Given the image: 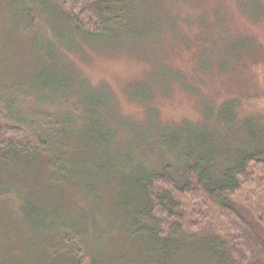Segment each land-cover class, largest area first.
Segmentation results:
<instances>
[{
  "label": "trees",
  "instance_id": "trees-1",
  "mask_svg": "<svg viewBox=\"0 0 264 264\" xmlns=\"http://www.w3.org/2000/svg\"><path fill=\"white\" fill-rule=\"evenodd\" d=\"M17 1L29 4L25 6L24 17L29 22L24 25L25 32L33 28L36 33L42 31L43 19L49 15L62 20L73 36L91 41L105 38L109 30L117 39L118 28L133 27V19L128 17L133 5L129 0ZM229 51L233 55L239 49ZM70 53L79 52L63 53L53 47L47 54L60 62L70 78L46 79L39 90L27 92L29 99L23 102L31 99L38 104L27 108L30 113L18 109L17 93L23 91L5 84L0 73V103L8 110L0 128L8 137L0 141V206L18 208L26 223L44 230L47 222L53 225L59 221L57 208L64 210L60 234L57 225H51L50 231L58 236L47 243L46 264H146L139 247L143 237L149 239L152 251L161 254L150 258L151 264H264V241L247 231L244 223L239 230L227 214L235 236L232 246L218 236L186 233L177 222L185 212L176 197L184 195L194 203L213 201L219 208L233 211L232 198L244 186L253 187L258 181L263 191L264 116L240 117V135L225 150L226 141L213 137L225 125L221 116L225 109L234 113L238 106L233 101L225 106L222 103L224 107L218 111L206 106L202 123L184 122L183 127L189 130L173 139L180 160H170L153 145H126L122 137L128 132L130 119L118 114L111 100L91 106L71 101L78 89L73 70L66 64ZM49 88L63 95L53 96ZM235 114L232 123L237 120ZM131 128L140 127L132 124ZM166 137L160 142L165 143ZM159 159L165 160L163 166L154 163ZM160 167H164L163 172H159ZM94 191L98 192L96 197ZM104 193L111 194L112 202L120 199L125 206L123 213L117 214V224L123 223L126 237L111 243L109 236L118 234L116 227L104 211L94 213L93 209V200L103 206ZM191 215L195 230L207 221L200 211ZM93 233H98L97 238ZM7 235L1 237L7 241L6 246L0 242L2 253L11 248Z\"/></svg>",
  "mask_w": 264,
  "mask_h": 264
},
{
  "label": "rangeland",
  "instance_id": "rangeland-1",
  "mask_svg": "<svg viewBox=\"0 0 264 264\" xmlns=\"http://www.w3.org/2000/svg\"><path fill=\"white\" fill-rule=\"evenodd\" d=\"M129 1L133 4L128 16L133 19L132 29L118 28L117 39L109 30L105 38L91 41L73 36L66 24L52 15L42 18V31L36 33L33 28L25 32V6L29 4L0 0V73L5 84L23 91L17 93L20 112L30 113L27 108L38 105L35 100H23L29 99L27 92L39 90L44 80L70 78L60 62L47 56L52 48L63 53L77 50L79 53L69 54L66 63L73 70V83L78 89L74 98L70 96L71 101L91 106L111 100L117 113L130 119L128 132L122 137L126 145H153L170 160H180L173 139L189 130L183 127L184 122L202 123L204 107L218 111L233 101L238 107L235 104L234 113L225 109L221 115L225 125L213 137L226 141L225 150H229L240 135V117L264 116V0ZM230 48L239 51L231 55ZM56 90L49 88L48 92L63 95ZM4 112L8 110L0 103V128L5 122ZM235 113L238 117L232 123ZM132 124L140 128L133 129ZM3 132L0 130V141L8 139ZM166 135V142H160ZM134 153L140 157L139 150ZM164 161L154 163L163 166ZM92 194L96 197L98 192ZM176 197L185 212V217L177 222L189 235L210 234L234 245L227 214L239 230L244 223L247 231L264 241V190L259 189L258 181L235 194L233 211L221 209L213 201L194 203L184 195ZM101 203L103 206L93 200L94 213L104 211L118 233L109 236V243L126 237L123 223L117 224V214L123 213L124 203L120 199L112 202L109 193L102 195ZM57 209L59 221L53 225L47 222L44 230L26 223L18 208L0 206V242L6 246V239L4 243L1 237L8 234L11 243L8 252H0V264H46L47 243L60 234V222L65 216L63 209ZM196 211L207 218L198 230L193 229L191 215ZM51 225H57L55 235L50 231ZM93 235L97 238L98 233ZM148 240L143 237L139 247L145 263L151 264L150 258L157 259L161 254L149 248ZM251 245L254 247L255 241ZM169 251L174 252L173 248Z\"/></svg>",
  "mask_w": 264,
  "mask_h": 264
}]
</instances>
